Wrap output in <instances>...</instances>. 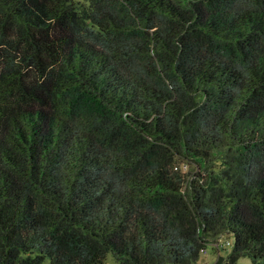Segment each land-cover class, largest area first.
<instances>
[{
	"label": "trees",
	"instance_id": "obj_1",
	"mask_svg": "<svg viewBox=\"0 0 264 264\" xmlns=\"http://www.w3.org/2000/svg\"><path fill=\"white\" fill-rule=\"evenodd\" d=\"M222 234L264 264V0H0V264H194Z\"/></svg>",
	"mask_w": 264,
	"mask_h": 264
},
{
	"label": "rangeland",
	"instance_id": "obj_2",
	"mask_svg": "<svg viewBox=\"0 0 264 264\" xmlns=\"http://www.w3.org/2000/svg\"><path fill=\"white\" fill-rule=\"evenodd\" d=\"M175 166L177 169L182 172L187 179L193 177V173L196 172V166L185 160H181L180 158L175 159ZM215 172H220L224 167L223 163H220L219 159L214 161V165L212 166ZM201 179H196L194 182V186L199 183ZM225 234L219 235L215 239H208L205 243H203L202 249L200 250L197 259L194 264H226V254L228 252V246L224 245L221 247V243L224 240ZM97 264H115V260L110 252H108L101 263ZM235 264H251L250 258L248 256L239 257Z\"/></svg>",
	"mask_w": 264,
	"mask_h": 264
},
{
	"label": "built area",
	"instance_id": "obj_3",
	"mask_svg": "<svg viewBox=\"0 0 264 264\" xmlns=\"http://www.w3.org/2000/svg\"><path fill=\"white\" fill-rule=\"evenodd\" d=\"M224 243H225V244H228V241H225Z\"/></svg>",
	"mask_w": 264,
	"mask_h": 264
}]
</instances>
